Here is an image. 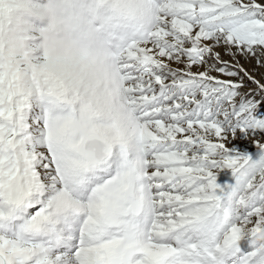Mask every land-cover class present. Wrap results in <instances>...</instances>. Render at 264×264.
<instances>
[{
    "label": "snow or ice",
    "instance_id": "snow-or-ice-1",
    "mask_svg": "<svg viewBox=\"0 0 264 264\" xmlns=\"http://www.w3.org/2000/svg\"><path fill=\"white\" fill-rule=\"evenodd\" d=\"M0 264H264V0H0Z\"/></svg>",
    "mask_w": 264,
    "mask_h": 264
}]
</instances>
